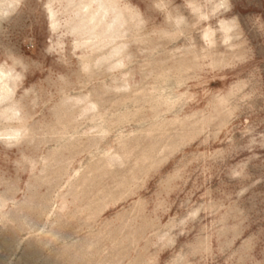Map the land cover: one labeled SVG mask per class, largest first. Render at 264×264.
<instances>
[{"label": "rangeland", "instance_id": "rangeland-1", "mask_svg": "<svg viewBox=\"0 0 264 264\" xmlns=\"http://www.w3.org/2000/svg\"><path fill=\"white\" fill-rule=\"evenodd\" d=\"M0 264H264V0H0Z\"/></svg>", "mask_w": 264, "mask_h": 264}]
</instances>
